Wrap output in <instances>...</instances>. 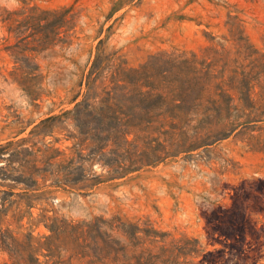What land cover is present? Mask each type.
I'll return each instance as SVG.
<instances>
[{
  "label": "rangeland",
  "instance_id": "obj_1",
  "mask_svg": "<svg viewBox=\"0 0 264 264\" xmlns=\"http://www.w3.org/2000/svg\"><path fill=\"white\" fill-rule=\"evenodd\" d=\"M99 41L107 77L116 66L126 81L169 66L198 82L193 93H217L219 80L236 92L249 79L253 99L264 95V0H0V197L13 193L8 227L42 241L49 234L42 216L120 221L124 234L136 230L144 252L183 264H264V119L188 152L170 146L161 161L90 188L47 186L49 174L75 158V113L61 112L72 107L67 89ZM143 103L135 91H119L111 109ZM49 115L61 116L36 126ZM88 117L102 128L111 122ZM72 169L105 173L96 159ZM20 175L37 189L14 182Z\"/></svg>",
  "mask_w": 264,
  "mask_h": 264
},
{
  "label": "trees",
  "instance_id": "obj_2",
  "mask_svg": "<svg viewBox=\"0 0 264 264\" xmlns=\"http://www.w3.org/2000/svg\"><path fill=\"white\" fill-rule=\"evenodd\" d=\"M31 35L33 31L25 37ZM107 58H103L99 41L86 72H79L67 89L72 93L68 103L73 105L61 114L75 113L77 132L71 134L76 139L71 146L75 158H69L63 166L58 163L62 170L49 174L47 186L72 190L90 188L161 161L171 155L168 154L170 146L176 152H188L228 136L239 126L264 119V95L253 99L249 79L239 82L236 92L229 90L235 89L231 84L219 80L217 93H193L198 82L173 74L169 66L143 74L134 81L120 77L117 72H123L124 68L116 66L107 77L103 74V69L109 68L103 61ZM119 91H135L144 103L134 110L111 109L112 100ZM88 115H96L99 120L106 117L111 122L102 128L98 123L92 124ZM60 116L49 115L36 126L49 127L50 122ZM83 148L87 150L85 154L80 152ZM50 149L44 146L43 150ZM50 157L46 158L47 165ZM95 159L105 167L104 174L90 175L72 169L76 164L81 166L82 162ZM23 178L20 175L13 180L23 182L25 190L37 189ZM12 194L11 191L3 192L4 196L0 197V251L7 256L6 264H71L72 258L82 264H183L178 256L144 252L140 249L136 230L124 234V223L120 221L98 219L78 223L42 216L49 231L48 235L41 236L42 241L30 231L23 234L13 231L6 222L13 202L8 197Z\"/></svg>",
  "mask_w": 264,
  "mask_h": 264
}]
</instances>
